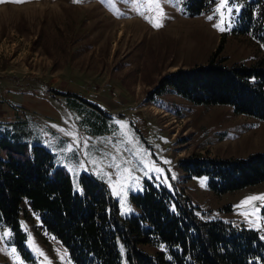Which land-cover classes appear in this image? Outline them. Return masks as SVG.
I'll use <instances>...</instances> for the list:
<instances>
[{
    "label": "rangeland",
    "instance_id": "obj_1",
    "mask_svg": "<svg viewBox=\"0 0 264 264\" xmlns=\"http://www.w3.org/2000/svg\"><path fill=\"white\" fill-rule=\"evenodd\" d=\"M184 1L0 0V135L25 130L24 139L47 148L76 191L82 172L101 180L122 218L139 214L130 196L146 180L181 193L200 219L254 230L264 244V200H250L264 197V181L217 194L207 176L186 177L178 167L264 152V120L154 91L165 75L210 57L253 64L264 54L254 35L264 37V0H231L224 31L214 27L218 0L192 17ZM247 3L252 18L240 19ZM246 25L254 34L237 32ZM30 216L20 220L21 236L0 219V236L9 233L0 240V264H74L38 215Z\"/></svg>",
    "mask_w": 264,
    "mask_h": 264
},
{
    "label": "trees",
    "instance_id": "obj_2",
    "mask_svg": "<svg viewBox=\"0 0 264 264\" xmlns=\"http://www.w3.org/2000/svg\"><path fill=\"white\" fill-rule=\"evenodd\" d=\"M210 1L185 0V14H200ZM263 11L264 6L258 12L261 19ZM252 12L247 3L240 19H251ZM237 32L254 34L247 25ZM254 35L264 50V37ZM164 90L192 104L229 105L235 114L264 120V54L251 65H225L210 57L162 77L154 91ZM24 131L0 135V219L20 236V220H30L34 212L74 264H121L120 247L127 264H264V244L256 231L200 219L181 193L170 195L146 180L142 193L130 196L139 214L120 217L101 180L82 172L79 190H74L69 173L54 165L47 148L24 139ZM178 167L186 177L207 176V188L221 194L264 181V152L185 160ZM260 215L264 220V207Z\"/></svg>",
    "mask_w": 264,
    "mask_h": 264
},
{
    "label": "snow or ice",
    "instance_id": "obj_3",
    "mask_svg": "<svg viewBox=\"0 0 264 264\" xmlns=\"http://www.w3.org/2000/svg\"><path fill=\"white\" fill-rule=\"evenodd\" d=\"M15 2H23V0H15ZM156 7L158 8V4H156ZM235 11H239V9H235ZM233 12V7L231 6V0H218V7L216 8V13L218 14L219 17V23H216L214 25V27H216L218 30L220 31H224V27L223 24L225 22V18L227 16H230ZM141 15H143V13H139ZM209 20H212L213 17L209 16L208 17ZM150 23L153 24V27H160L162 26V24L157 23L155 20H150ZM121 127H124L123 125H121ZM117 167H119V165H117ZM147 167V165H146ZM156 172H160L161 170L159 168L155 169ZM203 183V182H202ZM256 199H262L264 200V197H251L250 200H256ZM244 203H249L248 200H246ZM9 235L8 232H4L2 236H0V240L4 239L5 237H7ZM33 249L34 251L41 257L44 256L43 252H41L38 248H35V246L33 245ZM12 252H15V249H12ZM18 259V258H17ZM46 260V258H45ZM46 264H48V262L46 261Z\"/></svg>",
    "mask_w": 264,
    "mask_h": 264
}]
</instances>
